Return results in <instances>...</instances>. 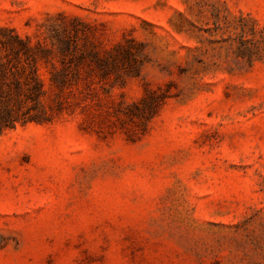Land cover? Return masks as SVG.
<instances>
[{
	"label": "rangeland",
	"instance_id": "1",
	"mask_svg": "<svg viewBox=\"0 0 264 264\" xmlns=\"http://www.w3.org/2000/svg\"><path fill=\"white\" fill-rule=\"evenodd\" d=\"M0 26L124 73L88 58L74 113L0 133V264H264V0H0Z\"/></svg>",
	"mask_w": 264,
	"mask_h": 264
},
{
	"label": "trees",
	"instance_id": "2",
	"mask_svg": "<svg viewBox=\"0 0 264 264\" xmlns=\"http://www.w3.org/2000/svg\"><path fill=\"white\" fill-rule=\"evenodd\" d=\"M73 36L55 31L48 37L50 43H34L13 28L0 26V133L31 123L50 124L74 113L78 103L74 97L90 85L79 79L88 58L102 76L116 73L122 80L119 54L87 53ZM42 68L49 73L47 79Z\"/></svg>",
	"mask_w": 264,
	"mask_h": 264
}]
</instances>
